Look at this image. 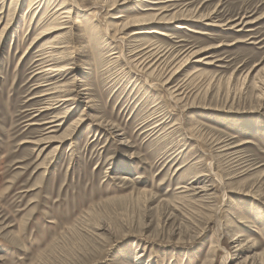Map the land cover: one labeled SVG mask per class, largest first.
<instances>
[{"label": "rangeland", "instance_id": "374dc122", "mask_svg": "<svg viewBox=\"0 0 264 264\" xmlns=\"http://www.w3.org/2000/svg\"><path fill=\"white\" fill-rule=\"evenodd\" d=\"M0 264H264V0H0Z\"/></svg>", "mask_w": 264, "mask_h": 264}, {"label": "bare ground", "instance_id": "6f19581e", "mask_svg": "<svg viewBox=\"0 0 264 264\" xmlns=\"http://www.w3.org/2000/svg\"><path fill=\"white\" fill-rule=\"evenodd\" d=\"M57 12V11H56ZM234 28V27H233ZM60 29V28H59ZM155 30H157L156 32H158V33H160V34H166L165 32H163V31H160V30H158V29H155ZM151 32H153V31H151ZM150 32V33H151ZM122 33V32H121ZM134 33V32H133ZM65 98V97H64ZM65 100H68L67 98L65 99ZM238 146V145H237ZM125 178V177H124ZM227 259V258H226Z\"/></svg>", "mask_w": 264, "mask_h": 264}]
</instances>
